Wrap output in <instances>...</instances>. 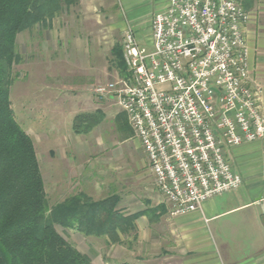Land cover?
Masks as SVG:
<instances>
[{
	"label": "built area",
	"instance_id": "obj_1",
	"mask_svg": "<svg viewBox=\"0 0 264 264\" xmlns=\"http://www.w3.org/2000/svg\"><path fill=\"white\" fill-rule=\"evenodd\" d=\"M245 0H169L151 22L150 47L129 28L127 79L101 85L141 143L170 214L202 210L244 184L233 148L264 140V88L253 81Z\"/></svg>",
	"mask_w": 264,
	"mask_h": 264
},
{
	"label": "crops",
	"instance_id": "obj_2",
	"mask_svg": "<svg viewBox=\"0 0 264 264\" xmlns=\"http://www.w3.org/2000/svg\"><path fill=\"white\" fill-rule=\"evenodd\" d=\"M97 1H102L104 6L87 5L89 2L96 4ZM116 7L115 0H80L77 7H65L61 14L46 24L43 30L45 41L38 42V45L47 50L43 54L38 53V60L69 64L93 60L103 62L105 26L99 13L112 15ZM244 8L251 17L245 28L254 72L251 74L255 75L257 84L264 87V0H245ZM106 21L109 22L108 29L112 28L110 18L107 17ZM33 40L31 38L32 50ZM76 68L82 75L90 70L89 65ZM79 92L84 93L83 89ZM80 93L67 99L69 106L56 102L53 108L49 104L44 110L48 112L37 120L39 124L46 121L52 128L43 129L38 134V141L33 139L38 160L39 154L45 155L47 151L49 162L59 164L56 168H52V164L48 167L56 190H59L58 186L65 188L76 182V195L90 194L94 190L93 182L83 180L79 160L83 157L84 148L79 143L80 135L73 131L74 118L103 110L101 105L94 102L92 95ZM58 100L64 101L61 98ZM69 151L76 153L73 158L77 164L74 165V161L71 163L67 154ZM227 155L235 172L243 178V186L236 192L208 200L199 212L176 218L170 214L165 198L155 187L146 155L139 175L133 166L129 167V161L123 160L125 164H121L117 172L113 171L112 193L102 199L91 194L90 197L102 201L110 196H118L121 215L125 218L137 214L142 216L134 222V232L127 238L120 235L121 245L127 244V249L115 254L116 245H113L112 263L103 257L100 263L95 261V264H264V140L230 149ZM61 163L65 167L73 166V172L68 175L70 183L66 179L62 182V177L69 170ZM54 177L58 180L55 181ZM95 185L99 190L103 188L100 184L98 187L96 182ZM233 215L238 216L231 218ZM89 256L94 262L95 257Z\"/></svg>",
	"mask_w": 264,
	"mask_h": 264
},
{
	"label": "rangeland",
	"instance_id": "obj_3",
	"mask_svg": "<svg viewBox=\"0 0 264 264\" xmlns=\"http://www.w3.org/2000/svg\"><path fill=\"white\" fill-rule=\"evenodd\" d=\"M115 1L118 7H116V10L115 8L112 10V15H107V13L102 12L99 13V16L103 19L105 26V44L102 51V58L105 57V60L103 62L99 63L93 60L87 63L82 62L80 64H74L72 62L69 64L39 61L38 58L40 55L38 53L42 52L43 54V51L47 50L45 47L42 46L40 48L38 45V42L45 41V26L48 22L52 21L47 20L40 23L39 25H36V27L32 29V31L34 30L33 32L27 31L18 36L17 52L20 58L14 68V83L11 87V105L15 113L16 120L32 138V140H35V142L38 141V134L41 133L43 129L52 128V125L50 126L46 121H43L42 124H39L38 122L40 121L37 120V118L41 117L43 113L48 112L44 110L49 104L52 105L53 108L55 107L56 102H63L65 105L67 104V106H69L70 103L67 99L78 96V93H80L79 91L83 89L85 94H88L89 96L92 95L94 102L103 107V110H99L92 114H82L92 115L98 120V125L95 126L91 132L80 134L74 132L76 135H80L79 143L84 148L82 151V159L79 160L78 158L80 161L79 165L81 169H83V180H89L90 182H93L94 191L89 193L94 195L95 198L99 199L107 197L110 192L112 193L114 187L112 184V180L114 179L113 171L117 172V168L120 167L121 164H125V161H129V167L133 166L137 175H139L146 160L141 143L136 137L129 123L127 114L118 105L117 99L111 95L103 100H100L95 95V89L101 85L127 79L121 76L122 73L120 68L112 63L114 59V50L118 46L124 49L125 33L129 28H133L137 32V39L142 46L150 47L151 22L155 15L164 12L168 7L166 4H169V0ZM79 4L80 0H78L77 4L71 7H77ZM87 5L94 7L101 6L103 4L102 1H97L96 4L89 2ZM107 17L108 19L110 18L112 25V28L109 29V22L106 21ZM31 38L35 39L33 40V50L30 48ZM88 65L90 68L88 73H84L82 75V73L77 71L76 66H83L84 68V66ZM250 70L251 73L254 74L252 71L251 61ZM254 77L255 75L252 76L253 81L256 82ZM84 93H80L79 95H83ZM59 98L64 99V101L58 100ZM89 122L90 120L88 123ZM92 123L94 122L92 121L89 124ZM81 129L85 130L86 128L84 127ZM47 153L48 152L46 151L45 155L39 154L38 161L51 209L54 208V206L59 202H62L61 204H63L64 202L79 196H84L95 203L101 202L95 201L92 197H90V194L80 193L76 195L77 192H74L77 190H74V188H77L78 186L76 182L72 186L69 184L65 188L58 186L59 190H56L57 187L53 183V178H50V170H48V167L49 164H52V168H56L59 164L58 162H49ZM67 154H69L70 160L72 161L71 163H73L75 160L73 157L76 156V153L74 151H69ZM93 154L98 155L93 156ZM73 164L75 165L77 162L74 161ZM61 166H63L62 163ZM63 167L68 169L69 173L65 177H62V182L63 179H66L70 183L69 174L73 172V166ZM149 172L152 174L150 168ZM153 179L155 184V178L153 177ZM56 180L58 179L56 178ZM95 182L98 183V187L100 184L103 186V188L100 190L97 189ZM80 189L82 188L80 187ZM88 190L89 188L87 186L86 191L88 192ZM102 192L103 194H101ZM236 216L238 215H233L231 218H235ZM57 231L67 241L74 245L78 251L80 250L86 252L85 254H87L86 256L89 258V254L92 255V257L94 256V262L91 260L93 264L96 262L100 263L103 257L108 258L107 260L109 263H112V246L116 245L114 249L115 254H120V252L122 253V250L127 249V244L121 245L122 241L120 235L127 238V235H130V233L134 232H129V229H127V231L124 233L119 232L115 237L117 240L116 241L108 236H87L80 233L78 235V232L74 230H64L59 226H57ZM84 252H82V254Z\"/></svg>",
	"mask_w": 264,
	"mask_h": 264
},
{
	"label": "trees",
	"instance_id": "obj_4",
	"mask_svg": "<svg viewBox=\"0 0 264 264\" xmlns=\"http://www.w3.org/2000/svg\"><path fill=\"white\" fill-rule=\"evenodd\" d=\"M77 3L0 0V264H93L57 231V226L116 240L119 232L134 231V222L142 216H122L118 196L98 203L79 196L51 209L33 140L12 109L11 87L20 58L18 36ZM113 55L112 63L120 68L123 78H128L124 49L118 46ZM89 120L94 123L89 124ZM97 125L94 116L81 115L75 118L73 129L77 134L89 133Z\"/></svg>",
	"mask_w": 264,
	"mask_h": 264
}]
</instances>
